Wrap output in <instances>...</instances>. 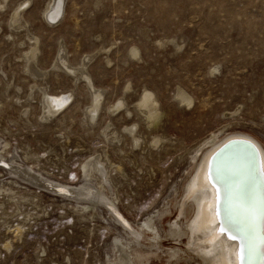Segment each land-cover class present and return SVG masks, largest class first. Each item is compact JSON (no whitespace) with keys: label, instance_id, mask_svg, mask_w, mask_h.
Wrapping results in <instances>:
<instances>
[{"label":"rangeland","instance_id":"1","mask_svg":"<svg viewBox=\"0 0 264 264\" xmlns=\"http://www.w3.org/2000/svg\"><path fill=\"white\" fill-rule=\"evenodd\" d=\"M22 1L0 0V147L9 141V155L23 165L72 182L81 180L80 165L99 155L121 217L136 228L154 211L168 243L162 200L180 183L193 150L223 130L247 132L264 145V0H61L55 19L42 13L54 0H28L15 11ZM96 91L100 110L87 122ZM177 91L191 102H177ZM42 93L69 100L41 119ZM110 105L117 110L108 115ZM125 126H135L137 146ZM32 190L38 206L8 199L0 208V264H108L114 239H130L102 205L80 218L67 205L73 199ZM27 209L16 240L8 226ZM8 237L11 249L1 245Z\"/></svg>","mask_w":264,"mask_h":264},{"label":"bare ground","instance_id":"2","mask_svg":"<svg viewBox=\"0 0 264 264\" xmlns=\"http://www.w3.org/2000/svg\"><path fill=\"white\" fill-rule=\"evenodd\" d=\"M60 1L61 0L52 1V6L47 10H43L42 13H45L46 16L51 19H55L60 10ZM28 2V0H23L22 5H26ZM22 5H17L15 11L20 9ZM16 15L15 13L12 18L13 21H16ZM130 54L132 56H137V53ZM21 60L23 71L32 78L34 85H36V76L30 72L26 63V56L21 57ZM213 69L217 70V67H211V71H213ZM69 71L75 72L74 69L71 68ZM6 82L7 81H5V83ZM87 84H90V80L88 75L85 74L84 85L88 87ZM29 88L31 89L32 85ZM182 93L183 92L177 91L174 95L176 101L190 103L192 97L187 96V98H184L182 101L181 97L186 96V94ZM30 95L31 93L27 96L29 97ZM41 95H43L41 96V100L44 104L41 119H47V117L54 115L69 100V96L67 95H49L47 93H42ZM145 96V93L141 94V101L139 104L144 103ZM18 98L19 97H16V100ZM153 102H155V99H153ZM100 104V92L96 91L91 95V104L87 110L88 115L86 116L87 122L89 117H95L97 110H100ZM115 104L119 107L122 105V101L118 99ZM112 105L114 106V104ZM112 105L105 109L108 115L117 110L112 108L109 111ZM142 108L141 106H137L139 111H142ZM124 111L125 113L131 112L127 109ZM23 112H26V109H24ZM45 115H47V117ZM109 125H111V122L106 123L107 128H109ZM135 126H125L127 127V131L132 134L133 146H137L139 142L138 135L133 133ZM227 132L228 131L223 130L211 134L193 150L189 155L190 161L183 170L180 183L178 185L176 183L177 186L174 185L171 194L165 199L163 198L162 208L166 206V210L159 215V221L162 223L164 216L169 217L168 221L165 223L164 235L168 243L163 242V233L158 232L157 224L152 216L154 211H151L143 221L136 224V228L133 227L130 221L125 220L126 218L116 206L115 193H110V189L103 180L102 176H107L108 172L106 171V167H103V159L99 158V155L93 156L90 160L85 162L84 165H80L83 173L78 179L81 178V180L72 182L56 179L58 180L56 181L46 177L47 175H44L41 170L37 169L32 164L29 163V165L25 166L22 164V161L18 160L13 154L9 155L10 142L5 140L0 147V161L4 162V164H0V178H2L4 174H7L8 178L5 181L0 179V208L4 206L5 200L8 199L30 201L38 206V203L35 202L38 200L37 195L32 189L35 191L39 188L46 189L50 192L73 199L72 203L67 205H71L70 207L80 218H86L85 215L87 214L93 216L96 211L94 206L97 204L102 205L110 213L113 221L112 224L119 223L122 229L128 233L130 239H114L115 251L112 256L108 255V264H226L227 258L224 254L229 245L228 242L223 240V238L225 239L223 235H221L219 241L217 238L213 239V230L215 226L212 223H208L207 228L201 227L200 230L194 229V221L202 225L205 216H207L209 221L214 219L213 205L215 203L211 195L212 190H210L206 174L204 173V158L206 151L228 135L234 138H249L259 149L260 160H264V145L254 138V136L243 131ZM159 139L160 137L155 135L152 138L153 143L151 144L156 145ZM200 162L201 164L199 166ZM198 167L199 171H197ZM3 171L5 173H3ZM195 173L196 175L194 176ZM73 176L72 178L76 177V175ZM19 181H23L26 184L24 185L22 182L19 183ZM27 184L32 185V187L27 186ZM194 188H198L199 190L193 194ZM61 189L64 191H61ZM42 211L45 212L46 209L43 208ZM17 215H22V219L8 226V229L13 232L12 237L16 240L22 237L26 228L25 219L31 216V213L29 209H27L18 211ZM121 215L125 219H123ZM108 223L110 227L113 228L111 223ZM209 229L212 231L210 232ZM12 237L2 240L1 245L7 249H11L13 246ZM228 250L230 251V249ZM53 264L57 263L54 261Z\"/></svg>","mask_w":264,"mask_h":264},{"label":"water","instance_id":"3","mask_svg":"<svg viewBox=\"0 0 264 264\" xmlns=\"http://www.w3.org/2000/svg\"><path fill=\"white\" fill-rule=\"evenodd\" d=\"M245 140L251 139L234 138L228 135L223 138L220 142L216 143L214 146L209 148L206 151V155L204 158V173H207L208 164L210 161H212L214 163L215 170L218 172L219 176L224 180V184L216 183V181L209 183L207 181L210 190H212L211 195L213 198V202L215 203L213 205L214 219L216 209V188H220L222 193L225 187L229 189L230 193L233 196V199L230 201V207L232 208L237 219H239L243 215L245 205L251 204L256 207L257 218L255 227L251 233V238L256 246V250L248 256L247 264H260L259 253L261 251H264V245L260 244L261 238H264V214H262L261 212V210L264 209V180L260 178L259 169L261 160L259 155H257L255 158L257 168L256 176L250 177L244 170V154L241 152L240 144L242 141ZM230 142L234 144V147L230 151L224 152L223 155L219 156V158L217 159L214 154L221 151L223 147L229 144ZM201 162L199 163V166ZM197 171H199V167ZM195 175L196 173L194 174V176ZM198 190V188H194L193 194ZM211 231L212 230H210V232ZM221 235L225 237V239L223 238V240L228 242L229 245L227 247L226 253L224 254V256L227 258L226 264H235L238 259L235 253L239 248V240H232L227 234L216 233L218 241L221 239ZM228 249H230V251Z\"/></svg>","mask_w":264,"mask_h":264},{"label":"snow or ice","instance_id":"4","mask_svg":"<svg viewBox=\"0 0 264 264\" xmlns=\"http://www.w3.org/2000/svg\"><path fill=\"white\" fill-rule=\"evenodd\" d=\"M26 6L27 5H22V7ZM213 71H215V69H213ZM233 147L234 144L230 142L229 144L225 145L221 151L215 153L214 156L218 159L219 156L223 155L224 152L230 151ZM240 148L241 152L244 154V170L248 176L255 177L257 172L255 158L257 155H259V149L251 140L242 141ZM0 164H4V162L0 161ZM259 173L260 178L264 180V160L261 161ZM206 179L209 183L216 181V183L224 184V180L215 170L214 163L212 161H210L208 164ZM61 191L64 190L61 189ZM232 199L233 196L227 187L223 189V193L221 192L220 188H216L215 219L209 221L207 216H205V220L202 225L194 221V229L200 230L201 227L207 228L208 223H212L215 226L213 239L217 238L216 233H221L227 234L232 240H239V248L235 253L238 259L235 264H247L248 256L256 250V246L251 238V233L255 227L257 209L254 205H245L243 215L237 219L232 208L230 207V201ZM261 212L264 214V209H262ZM260 244L264 245V238H261ZM259 255L260 264H264V251H261Z\"/></svg>","mask_w":264,"mask_h":264}]
</instances>
